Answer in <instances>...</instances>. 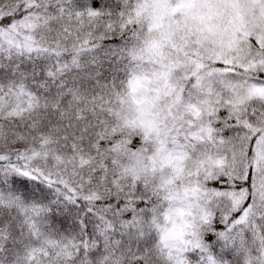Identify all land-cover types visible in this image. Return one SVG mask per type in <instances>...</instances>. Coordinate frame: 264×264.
<instances>
[{
    "label": "snow or ice",
    "instance_id": "6c2138e0",
    "mask_svg": "<svg viewBox=\"0 0 264 264\" xmlns=\"http://www.w3.org/2000/svg\"><path fill=\"white\" fill-rule=\"evenodd\" d=\"M0 264H264V0H0Z\"/></svg>",
    "mask_w": 264,
    "mask_h": 264
}]
</instances>
